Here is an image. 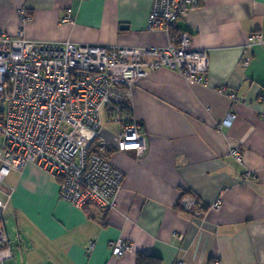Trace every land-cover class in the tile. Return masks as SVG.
Instances as JSON below:
<instances>
[{
	"label": "crops",
	"instance_id": "1",
	"mask_svg": "<svg viewBox=\"0 0 264 264\" xmlns=\"http://www.w3.org/2000/svg\"><path fill=\"white\" fill-rule=\"evenodd\" d=\"M151 5L0 0V26L9 32L23 26L38 40L165 45L166 31L148 29ZM19 8L31 16L24 24ZM176 26L206 49L207 84L163 66L134 81L129 105L146 150L111 154L123 172L113 207H77L60 196L58 178L30 162L16 170L3 215L24 214L32 223L26 250L35 259L28 264H139L138 255L142 264H264V0H200ZM229 112L235 117L225 125ZM246 172L252 178L243 182ZM184 194L205 205L204 216L181 207ZM218 198L220 205L208 208ZM119 238L131 249L115 256L109 242Z\"/></svg>",
	"mask_w": 264,
	"mask_h": 264
},
{
	"label": "built area",
	"instance_id": "2",
	"mask_svg": "<svg viewBox=\"0 0 264 264\" xmlns=\"http://www.w3.org/2000/svg\"><path fill=\"white\" fill-rule=\"evenodd\" d=\"M199 3L152 0L148 29L169 34L165 45L152 48L38 40L28 38L23 26L15 32L0 26V264H13L2 221L12 191L4 179L11 170L33 163L58 178L60 196L77 207L114 206L123 172L100 151L112 148L115 154L133 151L140 156L146 150L138 122L117 115L121 105L129 104L134 81L163 66L207 84L206 49L196 46L186 31L171 40L177 19ZM17 13L21 24L31 17L24 8ZM69 19L66 14L62 21ZM251 38L259 40L261 34ZM102 108L107 118L121 124L110 138L102 135ZM234 117L229 112L223 123L230 125ZM232 152L241 159L238 151ZM248 178L252 175L246 172L243 182ZM179 203L197 217L205 215L204 204L190 194L182 195ZM219 205L220 198L208 208ZM128 244L122 238L109 242L115 256L128 251Z\"/></svg>",
	"mask_w": 264,
	"mask_h": 264
},
{
	"label": "rangeland",
	"instance_id": "3",
	"mask_svg": "<svg viewBox=\"0 0 264 264\" xmlns=\"http://www.w3.org/2000/svg\"><path fill=\"white\" fill-rule=\"evenodd\" d=\"M60 41H64V40H60ZM205 76H206V73H205ZM101 121H102L103 130L105 131H109L110 129L112 131L116 130V127L119 124L106 117L104 108L101 109ZM17 172L18 171L16 170H11L9 174L5 177L4 182L8 187L12 188V185L16 182V179L18 177ZM32 204L33 205L35 204L34 199L32 200ZM23 216L24 214L18 215L17 213H13L12 211H9V213L7 212L6 214H4L2 218V221L4 224V233L7 234L8 236L7 237L8 245L11 248H13L14 260L16 264H28V260L33 262V260L35 259L33 254L29 251V249L26 250V248L28 247L27 241H29V238H33V235H34L33 226H31L32 223H30V227H28L26 224V219L23 218ZM29 234H31V236ZM18 238H23L24 247L21 246L20 248L19 246L20 244L18 243ZM128 246L131 249L130 242Z\"/></svg>",
	"mask_w": 264,
	"mask_h": 264
},
{
	"label": "trees",
	"instance_id": "4",
	"mask_svg": "<svg viewBox=\"0 0 264 264\" xmlns=\"http://www.w3.org/2000/svg\"><path fill=\"white\" fill-rule=\"evenodd\" d=\"M179 18H181V17H179ZM178 18V19H179ZM177 19V20H178ZM176 25H177V21H176ZM180 31H184V30H182V29H180L178 26H176V28H174V30L172 31L171 30V40H173L175 37H176V35L180 32ZM174 35V36H173ZM122 107L119 109V111H118V113H117V115H119L120 117H122L123 118V120L126 122V121H128V120H131V119H133L132 118V114H131V110H130V108H129V104L128 103H124L123 105H121ZM110 117V116H109ZM109 119V118H108ZM103 151H104V153L102 152V151H100V153H102V154H104L105 155V157L107 158V159H109L110 160V156H111V154L114 152L113 151V149L112 148H105V149H103ZM205 206V205H204ZM144 260V257H140L139 255H138V263L139 264H142V261Z\"/></svg>",
	"mask_w": 264,
	"mask_h": 264
}]
</instances>
